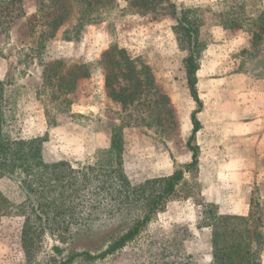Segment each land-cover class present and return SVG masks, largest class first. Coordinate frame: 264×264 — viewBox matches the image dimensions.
Here are the masks:
<instances>
[{"label": "rangeland", "instance_id": "rangeland-1", "mask_svg": "<svg viewBox=\"0 0 264 264\" xmlns=\"http://www.w3.org/2000/svg\"><path fill=\"white\" fill-rule=\"evenodd\" d=\"M172 1L176 7L198 8L204 18L200 39L205 48L196 72L201 110L193 141L199 148L195 171L183 170V182L163 210L132 242L103 258L96 256L110 240V224L116 225L120 218L110 223L102 219L90 233L74 223L66 230L47 229L27 263L21 247L24 219L2 217L0 264H212L211 229L203 220L218 215L259 219L260 237L251 246L264 264V101L259 99L264 98V0ZM113 2L116 9L125 7L121 0ZM39 4L20 0L15 4L19 18L0 25V80L8 97L4 105L8 136H44V161H67L75 169L105 160L100 151L119 136L123 170L133 186L190 163L186 143L196 105L186 81V53L172 32L176 20L170 9L147 16L111 13L85 25L71 40L66 39L68 22L37 57L26 21ZM7 13L1 21L9 19ZM111 46L149 66L154 84L149 91L124 105L116 102L97 65L66 95L45 83L46 64L63 61L62 70L72 64H95ZM125 85L113 87L119 91ZM0 187L9 199L22 198L8 180ZM105 228L107 232L101 230Z\"/></svg>", "mask_w": 264, "mask_h": 264}, {"label": "trees", "instance_id": "trees-1", "mask_svg": "<svg viewBox=\"0 0 264 264\" xmlns=\"http://www.w3.org/2000/svg\"><path fill=\"white\" fill-rule=\"evenodd\" d=\"M20 0H0V19L8 12L9 19L0 22L7 25L17 18L15 4ZM39 9L26 21L27 36L32 41L37 57L46 44L69 22L66 39H75L83 27L107 18L111 13H130L140 16L161 14L167 8L175 18L172 32L181 51L186 53L184 68L190 96L196 105L190 119L192 130L187 140L191 161L166 176L145 180L131 185L122 162V140L111 138L110 147L100 151L102 159L93 165L73 168L67 161L46 162L42 156L46 137L13 139L4 131L5 110L8 101L5 86L0 80V186L8 180L20 192L18 201L0 187V218L22 217L21 247L27 263L38 250L41 235L47 230H66L73 226L93 231L102 219L120 222L110 233L105 250L97 258H103L132 242L152 219L163 210L183 182V170L195 171L199 148L193 144L200 129L196 114L201 110V101L196 89V72L199 69L204 42L200 30L204 25L203 14L198 8L186 5L176 7L172 0H121L124 8H115L113 0H39ZM20 10V9H19ZM14 13V14H13ZM15 15V16H14ZM73 21V22H71ZM71 22V24H70ZM264 32V28L261 30ZM256 37V35H254ZM259 38V37H257ZM100 67L104 74V86L116 102L126 104L153 87V75L149 66L132 59L124 49L111 46L95 64H72L62 70L65 63L54 60L45 65V83L56 88L58 93L68 94L76 90L81 79L91 76L90 68ZM126 85L115 91L113 85ZM127 94H124L125 91ZM218 215L203 220L211 229L212 264H260V256L251 243L260 237L257 231L258 218ZM97 228L95 229V231ZM107 232V228L101 229ZM99 231V230H98ZM92 258L88 252H83ZM72 259V258H71Z\"/></svg>", "mask_w": 264, "mask_h": 264}, {"label": "crops", "instance_id": "crops-1", "mask_svg": "<svg viewBox=\"0 0 264 264\" xmlns=\"http://www.w3.org/2000/svg\"><path fill=\"white\" fill-rule=\"evenodd\" d=\"M257 95H259V94H257ZM257 95H256V93H254V97L257 96ZM259 99H261V101H264V98H262V97H259Z\"/></svg>", "mask_w": 264, "mask_h": 264}]
</instances>
